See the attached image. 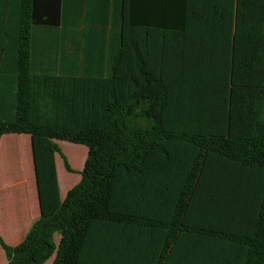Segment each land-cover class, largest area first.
<instances>
[{"label":"trees","instance_id":"16d2710c","mask_svg":"<svg viewBox=\"0 0 264 264\" xmlns=\"http://www.w3.org/2000/svg\"><path fill=\"white\" fill-rule=\"evenodd\" d=\"M139 2L120 0L118 28L182 29L184 0H145L142 15ZM62 15L59 0H0V136H30L40 206L19 243L0 237L4 264H41L55 250L56 230L52 264H79L94 228L128 216L122 200L137 197L136 184L157 170L176 178L164 223L170 239L183 228L200 235L195 249L207 256L264 264V0H234L225 136L165 132L158 116L164 92L144 67L137 40L121 43L119 30L108 71L37 69L35 29L58 26ZM124 51L130 63L120 69ZM146 86L152 93L143 92ZM56 139L87 147L80 180L63 200ZM206 177L224 178L227 191L201 199L195 191Z\"/></svg>","mask_w":264,"mask_h":264},{"label":"crops","instance_id":"0c3cea01","mask_svg":"<svg viewBox=\"0 0 264 264\" xmlns=\"http://www.w3.org/2000/svg\"><path fill=\"white\" fill-rule=\"evenodd\" d=\"M63 18L58 26L35 29L34 65L41 70L108 71L110 49L135 38L144 67L153 71L164 92L158 114L161 128L179 135L225 136L227 133L229 66L234 22V0H184V21L180 30L152 26L120 27V0H59ZM144 14L145 0H140ZM114 43V44H113ZM112 45V47H111ZM130 63L124 51L120 69ZM152 93V91H151ZM155 114V105L150 109ZM66 147L67 149H64ZM71 170L55 165L60 200L80 180L87 147L63 143ZM176 178L165 170L142 177L137 197L122 200L121 222L94 228L86 255L79 264H227L195 249L200 235L181 228L169 237L170 199ZM224 178L206 177L196 193L201 199L219 198L226 192ZM130 192L131 188L128 189ZM135 190V189H134ZM40 216L30 136L4 133L0 136V237L19 243ZM61 231L52 234L53 253L41 264H52ZM165 238L170 244L163 257ZM196 250V251H195ZM6 256L0 245V264Z\"/></svg>","mask_w":264,"mask_h":264},{"label":"rangeland","instance_id":"374dc122","mask_svg":"<svg viewBox=\"0 0 264 264\" xmlns=\"http://www.w3.org/2000/svg\"><path fill=\"white\" fill-rule=\"evenodd\" d=\"M151 90H152V88L150 87V86H146L144 89H143V92H148V93H151ZM56 141V143H57V145H58V147H59V152H57V161H58V163L59 164H63L62 163V158L64 157L65 159H66V161L68 162V158H67V156H66V154H65V152L63 151V149H62V147H63V143L65 142H69V144L70 143H73V142H70V141H66V140H59V139H56L55 140ZM74 144H80V143H74ZM80 146H82L83 147V149H86V146L84 145V144H80ZM64 149H67L66 147H63ZM68 164H69V162H68Z\"/></svg>","mask_w":264,"mask_h":264}]
</instances>
